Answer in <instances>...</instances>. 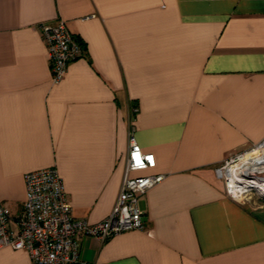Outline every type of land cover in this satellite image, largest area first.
I'll return each mask as SVG.
<instances>
[{
	"label": "crops",
	"instance_id": "1",
	"mask_svg": "<svg viewBox=\"0 0 264 264\" xmlns=\"http://www.w3.org/2000/svg\"><path fill=\"white\" fill-rule=\"evenodd\" d=\"M82 51L53 82L41 22ZM135 108V111L132 109ZM133 130L162 174L144 227L78 235L92 264H264V198H228L216 168L264 138V0H0V205L18 229L25 173L54 166L74 217L111 212ZM0 248V264H32Z\"/></svg>",
	"mask_w": 264,
	"mask_h": 264
},
{
	"label": "built area",
	"instance_id": "2",
	"mask_svg": "<svg viewBox=\"0 0 264 264\" xmlns=\"http://www.w3.org/2000/svg\"><path fill=\"white\" fill-rule=\"evenodd\" d=\"M67 27L63 18L53 23L41 22L38 27L47 48L53 82L62 78L67 64L77 59L82 51ZM127 146L125 174L119 194L105 219L88 223L73 216L62 179L54 166L31 170L23 175L25 193L22 209L17 215V230L8 226L10 210L0 205V248L24 249L32 264H92L79 255V234L105 240L126 230L143 229L138 199L163 175L130 176V171L153 167L155 159L152 153L142 151L133 130L128 132ZM215 168L228 198L239 204L264 198V138L229 154Z\"/></svg>",
	"mask_w": 264,
	"mask_h": 264
}]
</instances>
